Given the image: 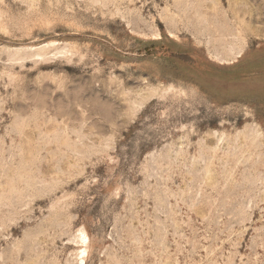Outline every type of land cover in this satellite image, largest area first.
<instances>
[{
	"label": "rangeland",
	"instance_id": "obj_1",
	"mask_svg": "<svg viewBox=\"0 0 264 264\" xmlns=\"http://www.w3.org/2000/svg\"><path fill=\"white\" fill-rule=\"evenodd\" d=\"M82 258L264 264V0H0V264Z\"/></svg>",
	"mask_w": 264,
	"mask_h": 264
},
{
	"label": "bare ground",
	"instance_id": "obj_2",
	"mask_svg": "<svg viewBox=\"0 0 264 264\" xmlns=\"http://www.w3.org/2000/svg\"><path fill=\"white\" fill-rule=\"evenodd\" d=\"M85 252L82 253V255H84ZM79 264H84V259L82 258L81 262Z\"/></svg>",
	"mask_w": 264,
	"mask_h": 264
}]
</instances>
